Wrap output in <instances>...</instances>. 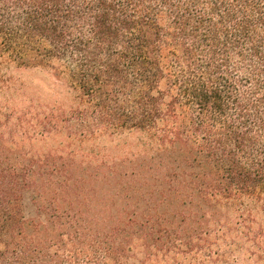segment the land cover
Returning a JSON list of instances; mask_svg holds the SVG:
<instances>
[{
  "label": "trees",
  "instance_id": "1",
  "mask_svg": "<svg viewBox=\"0 0 264 264\" xmlns=\"http://www.w3.org/2000/svg\"><path fill=\"white\" fill-rule=\"evenodd\" d=\"M12 67L65 80L83 140L141 151L88 211L77 167L7 148L0 123V264H135V243L205 227L264 243V0H0V90Z\"/></svg>",
  "mask_w": 264,
  "mask_h": 264
},
{
  "label": "rangeland",
  "instance_id": "2",
  "mask_svg": "<svg viewBox=\"0 0 264 264\" xmlns=\"http://www.w3.org/2000/svg\"><path fill=\"white\" fill-rule=\"evenodd\" d=\"M5 80L7 87L0 90V123L7 148L34 156L35 161L58 164L67 177L71 174L69 167L76 166L79 180L92 188L87 191V199L97 202L84 210H100L99 203L105 205L115 195L110 172L129 174L123 163L135 159L141 151L136 137H79L74 119L68 116L72 97L67 84L49 68L12 67ZM25 207L28 213L35 211L30 200L25 201ZM216 231L205 227L191 233L199 237L191 243H149L157 245V250L144 246L148 243H135L133 262L264 264V243H215Z\"/></svg>",
  "mask_w": 264,
  "mask_h": 264
}]
</instances>
